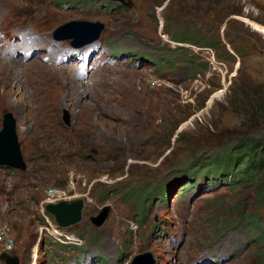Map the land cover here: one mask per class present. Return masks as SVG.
Returning a JSON list of instances; mask_svg holds the SVG:
<instances>
[{
	"label": "rangeland",
	"instance_id": "374dc122",
	"mask_svg": "<svg viewBox=\"0 0 264 264\" xmlns=\"http://www.w3.org/2000/svg\"><path fill=\"white\" fill-rule=\"evenodd\" d=\"M3 1L23 9L9 21L1 16L0 32L40 29L54 12L56 29L73 20H99L106 27L97 46L108 55L120 48L123 57L103 65L94 59L84 80L74 67H49L54 64L42 50L39 60L25 64L0 59V130L3 112L11 111L27 168L22 173L0 166V228L8 226L15 242L11 249L1 245L0 253H16L21 264H33V253L38 264H102L100 257L103 264H129L147 251L156 264L208 258L259 264L262 231L252 229L260 234L255 243L245 218L255 208L254 188L204 180L185 194L180 189L181 174L228 148L214 146L220 135L251 125L228 108V95L231 87L239 96L241 88L264 92V0H185L194 13L178 12L179 0H131L132 6L116 11L103 6L106 0H64L70 2L62 7L59 0ZM52 32L40 37L39 48H70L54 42ZM179 36L222 41L223 47L204 44L213 56L192 40L174 41ZM139 52L176 66L159 71L153 62L131 61ZM246 102L253 105L249 96ZM251 115L254 124L258 116L264 124V108ZM165 186L169 192L160 199ZM76 198L85 202L83 219L70 229L85 244L60 247L41 232L45 205ZM107 206V218L96 226L93 218Z\"/></svg>",
	"mask_w": 264,
	"mask_h": 264
},
{
	"label": "trees",
	"instance_id": "16d2710c",
	"mask_svg": "<svg viewBox=\"0 0 264 264\" xmlns=\"http://www.w3.org/2000/svg\"><path fill=\"white\" fill-rule=\"evenodd\" d=\"M180 3L177 5L178 12L180 11H196V7H189L185 0H179ZM197 2H202L205 0H196ZM212 1V0H208ZM234 10V9H233ZM234 12H239L234 10ZM190 12H181V15H188ZM177 40H192L193 42L209 46H216L217 49L223 47L222 41L219 44L216 42H206L203 43L200 39H191L186 37H176ZM235 58V57H234ZM246 77V78H245ZM243 82L250 81L251 78L248 76H241ZM236 85V84H235ZM240 96L238 91L231 87L230 93L228 95V108L232 112L240 114L249 120L248 131H243L241 133H231L226 136L224 134L220 135L217 139L220 142L214 144V146H220L222 144L228 143V148H220L214 153L212 159L208 164V170L204 173V176L210 174L213 178H221L224 175L230 173H236L238 176L234 181L235 187H243V189L254 188L255 192V208L245 214L247 222L253 227L258 228L262 231V238H264V225H262V217L264 213H261V209L264 210V124H259L260 117L258 116L253 123L251 115L253 111H257L258 108H264V92L261 90L257 91H243L241 88ZM249 96L253 101V105H248L246 102V97ZM74 130V129H73ZM206 147L213 145V143L207 142ZM205 147V148H206ZM68 154V153H67ZM212 155V153H210ZM38 157V156H37ZM239 167L241 169H239ZM202 169L196 171L200 173ZM192 175V173H190ZM241 213V212H240ZM237 213L234 216H242ZM240 214V215H239ZM233 218L231 221H235ZM231 225L233 223H227ZM261 259L259 264H264V252H259Z\"/></svg>",
	"mask_w": 264,
	"mask_h": 264
},
{
	"label": "water",
	"instance_id": "95a60500",
	"mask_svg": "<svg viewBox=\"0 0 264 264\" xmlns=\"http://www.w3.org/2000/svg\"><path fill=\"white\" fill-rule=\"evenodd\" d=\"M113 1H119L126 6H132L133 4L131 0ZM104 27L105 25L100 21L90 22L74 20L59 27L56 31V35L58 38L62 37L60 39L74 38L72 43L76 47H81L98 39ZM66 120H68V117H66ZM17 128V119L14 117L13 113L11 111L5 112L3 114V128L0 130V163L25 169L26 163L19 151V135L17 133ZM84 206V200L76 198L72 200L66 199L56 203H47L46 209L55 217L59 225L62 227H69L82 220ZM104 211H107L106 214H104ZM109 211L110 207H105L100 215L93 218V221L95 220L94 224L101 226L107 218ZM101 217L102 220L99 219ZM0 256L7 264H20L17 255L3 252ZM131 264H155L154 255L152 252L137 255Z\"/></svg>",
	"mask_w": 264,
	"mask_h": 264
},
{
	"label": "bare ground",
	"instance_id": "6f19581e",
	"mask_svg": "<svg viewBox=\"0 0 264 264\" xmlns=\"http://www.w3.org/2000/svg\"><path fill=\"white\" fill-rule=\"evenodd\" d=\"M18 9H23V7H18V5H15V4H11V5H7V1H3V0H0V17L2 15H4V20L5 21H9V19L16 15L18 12L17 10ZM17 36V33H8L6 34V37L4 38H0V59L2 60H6L7 63L6 65L10 62L11 59H13V57L9 56V53H11V47H14L15 49H23L25 47H31L33 45H35V41H33L30 45H27L28 43L26 42H20V43H12V39ZM8 41V45L7 43H5V41ZM26 58V57H25ZM38 54H33V56L31 57V60H38ZM13 64V63H11ZM25 64V63H24ZM51 67V66H49ZM55 68V67H53ZM56 70H59L57 68H55ZM214 97V96H213ZM218 97V96H216ZM95 221V220H94ZM157 243V242H156ZM42 255V253H40ZM36 260L34 262V264H38V256L36 255Z\"/></svg>",
	"mask_w": 264,
	"mask_h": 264
},
{
	"label": "built area",
	"instance_id": "2783aa9c",
	"mask_svg": "<svg viewBox=\"0 0 264 264\" xmlns=\"http://www.w3.org/2000/svg\"><path fill=\"white\" fill-rule=\"evenodd\" d=\"M9 230L10 228L8 226L0 228V246L4 245V249H11L15 243L14 239L10 236ZM41 230H43V227H41Z\"/></svg>",
	"mask_w": 264,
	"mask_h": 264
},
{
	"label": "clouds",
	"instance_id": "9594fccd",
	"mask_svg": "<svg viewBox=\"0 0 264 264\" xmlns=\"http://www.w3.org/2000/svg\"><path fill=\"white\" fill-rule=\"evenodd\" d=\"M134 258H135V257H134ZM134 258L132 259V261L134 260ZM132 261H131L130 263H132ZM130 263H129V264H130Z\"/></svg>",
	"mask_w": 264,
	"mask_h": 264
}]
</instances>
